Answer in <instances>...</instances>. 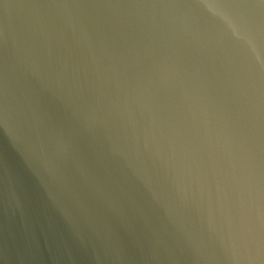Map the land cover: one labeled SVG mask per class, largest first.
Returning <instances> with one entry per match:
<instances>
[{
	"label": "water",
	"instance_id": "1",
	"mask_svg": "<svg viewBox=\"0 0 264 264\" xmlns=\"http://www.w3.org/2000/svg\"><path fill=\"white\" fill-rule=\"evenodd\" d=\"M0 264H264V0H0Z\"/></svg>",
	"mask_w": 264,
	"mask_h": 264
}]
</instances>
